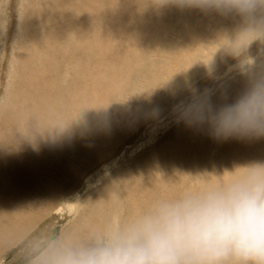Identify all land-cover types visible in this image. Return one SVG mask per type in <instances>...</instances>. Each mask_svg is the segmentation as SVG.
<instances>
[{"label": "bare ground", "instance_id": "obj_1", "mask_svg": "<svg viewBox=\"0 0 264 264\" xmlns=\"http://www.w3.org/2000/svg\"><path fill=\"white\" fill-rule=\"evenodd\" d=\"M5 1H6V4L8 2H10L9 0H5ZM72 1H74V2H72ZM148 1H150V0H148ZM62 2H64V3H62ZM117 2H120V4L116 3V5H119V6H117L119 8V13L116 12V14H114L115 13V11H114V13H113L114 15L112 13H111L112 14L111 15L110 10H109V5L113 3L112 0H67V1L61 0L60 1V3L62 4L61 5L62 11L60 14H57L56 12L55 13L58 15L59 19L64 18V20L61 22L59 21V23L56 26H58L57 28L63 29V31L65 32V34L63 33L64 35H67L68 31L73 32L74 35L72 37H73V40H75V44L80 46V47H83V50H80V48H79V49H76L73 51L74 56H78V61L75 60V62H77V63H74L72 58H71L72 60L69 61L70 63L73 64L72 68L76 69V72L69 69L71 67H69L68 65H66L65 68L63 67L61 69V71H60V67L58 65H55L54 57L58 56L59 54L61 55V53H62V50H61L62 46L58 45V44L61 41L60 38L62 36H64L63 34L61 37H59L58 32H54L53 36H48L47 34L44 35V33H42V30H43L42 25L44 24L43 21H45V20H42L41 18H35L32 20L30 18H28L27 23L29 26L31 25V27H28V30L31 33L27 32L28 30L25 31V27L24 28L21 27L20 31L22 33L21 35L23 36V42L19 43V44L22 47V49L24 50L23 52L27 55L26 62L30 66L28 69V75H30V76L29 77L24 76V78L20 77L21 79H20V85L18 87L19 88L18 91H17V89H15L16 91L13 94L11 93V97H13V99H12L11 103H9L8 107H4V108H6L4 110L5 114H3V112L0 113V220H1L0 227L2 230L8 231V233L6 232L5 234L0 233V245L2 244V242L6 238L11 243L14 241V244H15L23 236L25 237L26 236L25 233H27L30 229H33L36 226V224H38V222H40L42 220V218L39 216L41 214L48 215V212H50V210L52 208L54 209V207H56L54 205L57 203V201L59 199L63 198L64 196H68L69 193L71 192V188L73 187V185H75L78 181H80L81 178L88 180V177H93L94 176L93 174H95V172H97L95 174L94 178H96V181L98 182V180H99L98 175H103L105 173L104 172L105 166L103 167L104 163L105 164L110 163L113 155L116 154L117 156H120L122 153H124V154L126 153V155H128L130 152V153L136 154V156H134V157H137V158L140 157L141 154L145 153L144 151L147 148L146 144L144 145L145 147L143 146L142 148H139L140 142L144 139H146V141H147L146 143L148 146H151V148L154 147V150L152 148V150H153L152 154H154L158 159H154L151 163L147 162L146 164L141 162L142 164H144V167H142L141 169L138 170V173L140 175H138V174L132 175V178L130 181L131 187L130 188L120 187V188L123 189V194L128 193L129 189H132V188L142 189V192H140L138 190L139 195L141 196V198L144 201L147 200L146 203H148L149 205L151 204L152 201L149 200L150 195L147 193L148 188L153 189V191H151L152 193H157V194L163 195L165 198H174V197L178 196L179 194H181L185 191L196 190V189L202 188L204 186H207L209 184L218 183V181H216V179H215L216 176L214 174L216 170L220 171L221 175L223 174L222 176L227 177V179L230 178L231 173L229 171H232L235 168L240 167L241 162H239L238 160H241L242 162L245 160H249V157L242 156L243 150H246L243 152L244 154L249 152L250 154L254 155V157L252 155V158H251V159H253L252 162H264V137H262V138H251V139H255L254 142H250V140L247 141V139H249V138H241V139L239 138L240 141H236V138H228V139L219 138L220 142H221V146H219L217 148H218V151L221 153V155H218V157H216L214 159L215 156H213V153H211L213 150L209 152L210 145L208 144V142L211 140L209 138V133L211 131H210V127L208 126V124H206V123L205 124L189 123L187 120H185V118L182 115L183 109L193 100L194 97L206 98L208 100V102L210 103V105L215 108V107H219L225 103V102L223 103V101H225V97L229 98L228 100L230 102H233L235 100V98L246 87L247 79H248L247 76L241 74V71L238 74H235L236 71L240 70L237 67L238 60L240 58L239 57V58H237V61L234 60L236 62H234L231 65L226 66L227 75L235 72L233 74L234 77L228 78V76H227V78H228L227 81L222 82V85L226 84V87L229 89L228 93H226L224 91V89L226 90V87L222 91H219L218 88L216 90L213 89L215 87L214 86V87H211V91L207 92V93L204 90H200V87L207 88L208 86H213L212 83H213L214 79L213 80H211V79L215 77V75H214L215 71H212V69L214 68V66L217 62H219V61L221 62L223 55H225V54H227V56L230 55V54L228 55V53L225 51V49H224L225 47H232L233 50L235 51V50H238L240 48H244V47L249 48L248 46H251L252 48L250 50H248L246 53H244L243 56H246L247 59L252 62V69L251 70L253 72H264V54L259 55L260 53H262L264 51V42L261 43L262 41L261 42L259 41L261 45L259 44L260 46H258V44H257V47H256V43H255V42H257L258 37H260V35L262 33L252 32V31H247V32L242 31L243 28L245 27V25H244L242 19H240L241 20V30L237 28V30H235L234 33L228 34V31L234 25L233 19L232 20L228 19L229 16H227V17L222 16V17H225L227 19V21L225 23L221 24L220 27H219V24H220L221 20L217 21L218 22V27H217L216 26L217 23L214 19L219 20V18H217L218 16L217 17L215 16L216 13L215 14H213L211 12L210 13H204V12H201L200 10L198 11L200 13L198 18L201 19V22L192 21V20H189L187 22H175L174 16L171 14L172 12L168 11V9H166V10H164V12H167L170 15V17H168L169 18L168 23L159 22L160 24H165V25L148 26V25L142 24L143 18H145L147 16V14L150 13V10H149V12L147 10H146L147 12H144L143 10H141V6L145 5L144 4L145 0H117ZM3 3H5V2H3ZM3 3L0 2V10H1V8H3L2 7ZM58 7H60V6H58ZM164 7L168 8L169 6L168 7L164 6ZM118 8H116V10H118ZM147 8H145V9H147ZM79 9L81 10L80 12H82V13L77 14ZM134 9H138L139 13L136 14L135 12H132ZM170 9L172 10V8H170ZM55 13H53L52 15L57 16ZM131 13L135 14L134 15L135 20L134 19L133 20H134V22H138L139 25H137V27L134 29L133 28L130 29L131 31L129 30V32H127V31L122 32L123 37L122 38L120 37L121 41L119 43H121V44L123 43L124 48H121L123 50H121L120 52H122V54L125 55V58L122 59L120 57H117V55L116 56L113 55L114 56V58L112 56L113 59L110 58V61L108 60V62H106V61L104 62V60H105L104 55L106 52H109V48H111L109 45V39H111L110 37L114 36L118 32L120 33L119 30H121V29H118V27L115 26L114 23H117V21L119 22L120 20H121L120 22H122V19L125 20V17L127 19V17L129 15H133ZM138 14H140V15H138ZM176 14H177V16H179L178 13H176ZM231 17L233 18V16H231ZM66 20H67V25H65L66 23H64ZM70 20H72V21H70ZM213 21L215 22L216 25L213 23ZM74 22H75V24H74ZM76 22L80 23V24L76 26ZM107 22H108V24H107ZM0 23H1V21H0ZM25 23H23V24H25ZM10 24H11V22H10ZM111 25H113L112 28H111ZM130 25H131V23H130ZM213 25L216 27H214ZM35 28H37V30ZM51 29H53V28H51ZM126 29H128V28H126ZM205 29H206V34L204 37L203 31H205ZM59 31H61V30L59 29ZM159 31H162V32L159 33ZM170 32H171V34H169V36L174 37V35L177 34L179 36V38L177 37V39H181V41L183 40V42L185 43L184 44L185 48H184L183 52L180 51L181 53H179V54L177 53L176 50L178 48H181L180 44L181 45L183 44L179 40L178 41L180 42V44H179V42L175 43L177 49H174V48H176L174 45H173L174 47L171 46L172 47L171 49H169V46H168L166 48V50L164 47H162V49L164 48L165 56L167 54H169L170 61L172 62V66L167 71L161 70V72L163 71L164 75L161 74V72H160V75H163V77L165 78L164 80L171 85V86H168L169 89H167V87L165 86V88L167 90L162 91V87H163L162 85L165 82L160 80V82L158 84V80H156L154 78H158L157 75L159 72L155 73L154 70H152L153 74L151 73V76H150L151 81L146 80L147 82H149L148 83L150 85L149 88L147 87V85H145V88L143 87L144 90L142 89L144 93L146 90H147V92H146L147 94L150 93L147 96L146 101L143 100L144 93L141 95L142 97H140L141 93L139 91L138 93H140V94H134V96L131 98L129 96L131 101H129V103L126 102L128 104L126 106H128V107H125V108L122 107L123 108V109L121 108L122 110H120V108H119V110H117L116 108L118 106L113 103L114 99L116 100L117 98H119L118 96L122 95L123 85H124L125 81L127 79H129V80L132 79L131 78L132 77L131 72L134 73L136 71L141 70L139 61L132 63L131 66L129 65V62H127V61L129 59H131V60L136 59L137 57L140 56V54H144V55L146 54V53H142V51L143 52L144 51L146 52V50L148 51L147 48L145 49V47H147V42L145 43L146 40L150 39L153 36V39H152L153 41L149 40V44L154 45L155 49H156V47L159 45L160 37H163ZM49 33H51V32H49ZM61 33H60V35H61ZM224 34H227L228 35L227 37H230V39L227 38ZM28 35L30 36L29 37L30 39L33 38L32 40H33L34 44H36L35 43L36 39L38 41L37 48H36V51L37 50L38 51L33 55V53L35 51L34 50L33 53L29 56H28V49L26 48V43H25V40L27 41V43L29 41V38L26 37ZM118 39H119V36H118ZM255 39H257V40H255ZM51 40H54V41H51ZM73 40L72 39L70 40L66 37L63 38V42H69L70 43ZM161 41H163V40H161ZM14 43H15V41H14ZM47 43H49V44L55 43V46H53L54 49L53 50H52V48L50 49L52 51H50L48 49L50 47H48L47 49L44 48V45ZM62 43H60V44H62ZM123 44H122V47H123ZM177 45H179L180 47H178ZM194 45L199 46V48H201L203 52H200V53L194 52L193 53L192 50L194 49ZM70 46L73 47V45H70ZM220 46H222V48H218ZM14 47H15V45H14ZM34 47H35V45H34ZM38 47H40L41 49H44V50L39 51L40 48H38ZM74 47L76 48V46H74ZM152 48L149 47V50ZM71 49H73V48H71ZM157 49H159V48H157ZM157 49H156V51H157ZM172 49H174L175 51ZM195 49H197V48L195 47ZM16 50L17 49L15 47L14 51H16ZM215 50L216 51L218 50L220 53L217 54L216 52H214ZM99 51H100V53H98ZM156 51H155V54L157 53ZM162 52H163V50H162ZM213 52H214V54H213ZM16 53L18 54V52H16ZM152 53H150V54H152ZM235 53L238 54V52H235ZM49 54L51 56H49ZM114 54H117V53H114ZM155 54H153V55H155ZM158 54H160V53H158ZM198 55H199V58H198L199 65H197L198 68H196V69L190 68L189 73H184L181 70V68H179L183 63L186 66H188V64L189 65L192 64L196 60ZM20 56L21 55H19V57ZM98 56L99 57L103 56V60L100 61V59H99V60L94 62L93 59L98 57ZM165 56H163L162 58L165 59L166 58ZM45 57H48V58L45 59ZM109 57H111V55ZM150 57H149V59H150ZM152 57H154V56H152ZM152 57H151V59H152ZM217 57H218V59H217ZM233 57H234V55H233ZM3 58H5V57H3ZM156 58L157 57H155V59ZM0 59H2V57ZM25 59H26V57H23V60H25ZM35 59H41L39 61L37 60V63L42 61V63L40 65H44L48 60H50V63L53 61V65L50 64L49 66H47V68H44L43 70H41L39 68L38 64L34 65L32 63ZM226 59H228V58L226 57ZM113 61L117 62L115 66H116V68H119V69H117L116 72L111 70L113 66L110 64ZM227 61H225V62H227ZM230 61H231V58H230ZM140 62H141V60H140ZM155 62H157V61H155ZM211 62H214L213 65L207 64V63H211ZM151 64H150V66H151ZM28 65H26V66L28 67ZM54 65H55V69L59 68L58 70L60 72L59 73L60 77H61V75H63V72H65L67 75H73V80L68 79L66 76H63V78L61 79L62 81H61L60 85L64 86V85H66V82H68L67 86L74 85L69 90H66V89L63 90L62 88H60L59 83L56 80L57 77L50 74L51 73L50 69H53ZM222 65H220V66H222ZM33 66H36V68H38V70L33 68ZM184 66L182 65V67H184ZM186 66L184 68H186ZM17 68H18V66H17ZM146 68L148 69V67H146ZM152 68H153V65H152ZM147 69H145V70H147ZM186 69L188 70L189 68L187 67ZM38 71H40V72H38ZM219 71H220V73L217 72L216 75H218L217 79L221 80V78L224 76L225 69L222 68V70H219ZM4 72H5V70H4ZM141 75H139V77ZM167 75H169V76H167ZM171 75H173L174 77H170ZM197 76H199V77H197ZM16 77H18V76H16ZM150 77H149V79H150ZM201 78H204V81L201 82L200 84L197 85V84L193 83L194 84L193 86H191L192 84L187 85L189 82L191 83L192 81H196V80H199ZM16 80H17V78H16ZM18 80H19V78H18ZM223 80H224V78H223ZM139 81L141 82V80H139ZM161 81L163 82V84ZM141 83L143 84V81ZM215 85H216V83H215ZM175 86H177V87L183 86L187 92H191V93L187 95L183 90H181V91L179 90L181 92L179 97H176V95H177L176 92H175L176 93L175 97L172 95H169V90H172L173 87H175ZM136 87L140 88L139 85H137ZM183 87H181V89ZM213 90H215L214 93H212ZM202 91H203V93H202ZM170 92L173 93V91H170ZM125 93H126V91H125ZM155 93H158V94L160 93V94L164 95L167 99L165 98V100H161V103L159 102L160 99H159V101H157V103H153L154 100H151V98L153 99V97H157V96H155ZM130 94H132V93H130ZM162 95H161V99H163ZM185 95H187V96H185ZM213 98H215V100L213 102L209 100V99H213ZM148 100H149V105L146 104V102ZM125 101H127V100H125ZM173 101H175V103H173ZM229 101H227V102H229ZM163 103H164V105L167 104V105H165L167 107H166L165 111L160 112L162 107H161V109H159V107H160V104H163ZM213 103H215V104H213ZM124 106H125V104H124ZM147 106H150V107H147ZM147 109H149V111L152 109V111L149 112ZM155 109H156V111H155ZM100 117L103 119L105 118V120L107 122L105 120L104 121L107 125H105V123H103L104 121L103 122L100 121L101 123L97 122V119ZM156 125H158L159 128H160V126H164V129L168 132V136L165 139H160V137L162 138V136L164 134L162 130L158 131L157 134L149 137V133L152 131V128ZM177 126L179 127V129H177L175 132H172V130H174ZM210 134H212V133H210ZM115 135H117V136H115ZM89 140L90 141L92 140V142H93V143L91 142V145L89 147L78 146L79 148H77V149L81 150V153L80 152H78V153L75 152L76 154L73 153V151H75V150L77 151V149L75 148L77 145L82 144L81 142H83V141H89ZM214 141H215V139H214ZM86 144L88 145L87 142H86ZM227 144H229V145H227ZM213 145H215V144L213 143ZM225 145H227V146H225ZM111 148H113V149L111 150ZM66 149L70 150V151H71V149L72 150L74 149L70 153L73 155L74 159L75 158L77 159V160L75 159L78 163L77 165H74L75 162H73V160L70 159V157H69L70 154L69 155L66 154V152H67V151H65ZM110 150L111 151L114 150L113 153H111ZM210 150H211V148H210ZM63 151H65V152H63ZM64 153L68 156V159H70L72 161V164L67 163L69 161H67L68 159L65 158L66 156L65 157L63 156V158H65V159L63 161H61L63 159V158L61 159V156ZM205 154H206V157H205ZM258 156H260V157H258ZM146 158H150V156L146 157ZM205 158H206V161L204 162ZM162 159L163 160L167 159V161L169 159V161L171 162L172 167H173V173H175L174 176H176V174L179 175L180 178H178V179L180 180V182H182V183L183 182H189L190 184H193V185H188V186L183 185L181 187L182 184L180 185L179 183H176L175 182L176 180L173 181L172 179H169V177L168 178H166V176L163 177V175L166 172L163 175H162V172L167 171V170H165L166 168L165 169L162 168L163 167V160ZM213 159H214V161H213ZM53 160H56L60 163H62L66 160L65 163L61 164V165L65 166L66 168H64V169L62 168V170H63L62 173H61V170H59V172L62 175L60 180H57V182L58 181L59 182L57 184L54 183L57 186V188L55 187L57 192L52 190L55 192V194L52 195V192H49V194L51 193L50 196H47V195H49L48 193L46 196L41 194V196L37 197V202L35 203V205L31 206V208H32L31 213H29V211H28L29 214H27L25 212L18 211V212H20V214L16 215V213H15L16 210L14 211L13 207L11 208L9 206V203L12 202L11 200H13L14 197L16 198L17 196L15 195L13 197L14 194L12 195L11 193H13L14 191H16V193L18 191V193H19V191H21V189L16 190L18 187L24 188L26 185H28L29 183H31L33 181L32 173L37 168V166H40L43 170H46V167L50 166L47 164H49L50 161H53ZM124 161H126V160H123V162ZM135 161L137 162L136 159H135ZM148 161H149V159H148ZM156 161H158V162H156ZM165 161L166 160H164V162ZM212 161H213V163H211ZM234 161H235V163H234ZM114 162H115V160L113 159V161L111 163L113 164ZM132 162H134V161L132 160ZM132 162H131V165L133 166ZM143 162H145V160ZM53 163H54V161H53ZM57 163L55 165H57ZM97 163H99V164L101 163V165L98 164L99 165L98 166ZM141 163L137 162V164H139V165ZM247 163L248 162L246 161V165H247ZM129 164H130V162H129ZM51 165H53V164H51ZM168 165L170 166V164H168ZM200 165H201V167H200ZM132 166H130V167H132ZM40 167L38 170L41 169ZM61 167H58L57 169L55 167V169L58 171V169L59 168L61 169ZM137 167L139 168V166H137ZM199 167L201 168L200 174L198 173ZM138 168H136L135 170H137ZM161 168L163 169V171L161 170ZM52 169H53V167H52ZM66 169H67V171H66ZM43 170H41V171L43 172ZM50 170L51 169H49V171ZM64 170L66 172H64ZM168 170H171V169L169 168ZM46 171H48V170H46ZM49 171H48V173H50ZM130 171L132 172V170H130ZM84 172H86L90 175L86 176V175H84ZM120 172H122V170ZM36 173H38V172L36 171ZM44 173H46V172H44ZM124 173H125V170H124ZM126 173H130V172H126ZM134 173H135V171H134ZM197 174H199V178H197L198 181H196V179H195V177L198 176ZM115 175H116V173H115ZM41 176H42V174H41ZM57 176H59V175L57 174ZM171 177H172V175H171ZM208 177L210 180L208 179ZM219 177H221V176H219ZM116 178L118 179L117 175H116ZM35 179L36 178H34V181L37 183V181ZM45 179H43L41 181H44ZM48 179L50 180V178H48ZM57 179H59V178H57ZM51 180L53 181L54 179H51ZM87 180H85V181H87ZM103 180L104 179H102V181ZM106 180H108V179H106ZM123 180H124V178H123ZM218 180H219V178H218ZM94 181H95V179H94ZM102 181H100V182H102ZM53 182H55V181H53ZM38 183L39 184L41 183L40 180ZM43 183L41 185H43ZM116 183L117 182H115L114 185H117ZM105 184L106 185H104V188H105V186H107L108 183L105 182ZM109 184L112 185V183H109ZM124 184H126V183H124ZM177 184H179V185L177 186ZM20 185H24V187H22ZM34 185L36 186V184H34ZM53 185H52V187H53ZM114 185L112 188H114ZM43 186H46V185H43ZM43 186H39L40 190L43 189ZM47 187L48 186H46V188ZM117 187L115 186V189H117ZM177 187H181V189L179 190V189H177ZM48 188L51 191L52 188L51 189H50V187H48ZM25 189H27V188L25 187ZM53 189H54V187H53ZM105 189L103 191H105ZM108 189H111L110 186ZM115 189H113L114 192H116ZM85 190H86V188H85ZM46 191H47V189H46ZM76 191H78V190L76 189ZM109 191H107V192H109ZM117 191H119V190H117ZM37 193H38V191L35 194H37ZM66 193H67V195H66ZM109 193L112 194L111 192H109ZM117 193L119 194L121 192H117ZM10 194L12 195L11 196L12 198H10L11 200H9V199L7 200L6 197L10 196ZM19 195L22 197V202L24 204L26 201L28 202L29 196L27 194H25V192H24V194H19ZM75 195H78V194H75ZM72 196L74 197V195H72ZM82 196H84V195H82ZM85 196H87V193ZM97 196H98V193H97ZM97 196H95V197H97ZM101 196H103V195H101ZM123 197H124V195H123ZM30 198H31V196H30ZM65 198L68 199V197H65ZM97 198H99V197H97ZM130 198H134V197L130 196ZM67 199H65V200H67ZM94 199L95 198L91 199L92 203L94 202V204L91 203V205H90L91 208H92V205L94 206L95 202L98 201V200H96V199L94 200ZM102 199H101V201H102ZM116 199H117V197H116ZM124 199L126 200V198H124ZM127 199H129V198H127ZM6 200H7L8 206L6 204ZM108 200H110V199H108ZM139 200H140L139 197H135L133 200H129L130 202H127V205L124 206L126 213H124L123 215H125V218H126V216L131 217V216L135 215L136 213L144 210L143 205L137 204V202ZM84 201H85V199H84ZM101 201H99V204ZM106 201H107V199L105 200V202ZM122 201H124V200H122ZM103 202H101V203H103ZM116 202H119V201L117 200ZM97 203L95 205L96 209H97ZM112 203H113V201H112ZM141 203H142V201H141ZM122 204L124 205V202ZM17 205L19 207V204H17ZM21 205H22V203H21ZM59 205L56 208H58ZM78 205L81 206V204H78ZM119 205L121 206L120 203H119ZM25 206H26V204H25ZM98 206H100V205H98ZM109 206L111 207L110 203H109ZM113 206H116V204ZM6 207H9V209H11L10 210L11 213H8V214H12L14 216L15 220L7 219L8 208H6ZM94 207H93V209H94ZM110 207H108L109 210H110ZM121 207L123 208V206H121ZM20 208H22V207H20ZM89 210H90V208L87 210V212ZM109 210L108 211L105 210V211L107 213L111 212ZM93 211L95 212L98 210L94 209ZM117 211H118V209H117ZM53 212L55 213V209ZM95 213L98 214V212H95ZM112 213H114V215H115V211H113ZM89 215L90 214H88V216ZM15 216H16V218H15ZM81 216H82V214H81ZM84 217L86 218V213H85ZM119 217H120V215H119ZM122 217L124 218V216H122ZM102 218H105V215H104V217H102V216L100 217V215L98 217L96 215V216L92 217L90 222L94 226L98 227L99 222ZM5 219L7 220V222L4 221L2 223V221ZM76 221H75V223L77 226L75 225L76 227L74 226L75 228H73L71 233L69 232L71 234L70 238H72V239L73 238H79V237H82V236L87 234V229H85V231L81 232V227L85 226L84 223H85L86 219L84 222H82L83 221V219H82L81 224H77L78 222H76ZM78 221H79V219H78ZM73 225H72V227H73ZM88 225H90V224H88ZM69 227H71V226H69ZM88 227L91 229V225ZM82 229H83V227H82ZM59 231H61V230H59ZM68 231H70V230H68ZM30 232H28V233H30ZM66 234H68L67 231H66ZM66 234H63V235H65V237H66ZM63 235H61V236L63 237ZM67 238H65V239H67ZM10 245H9V247H11ZM32 246H33V244H32ZM4 252H5V249H1V253H2L1 255H3Z\"/></svg>", "mask_w": 264, "mask_h": 264}, {"label": "clouds", "instance_id": "obj_2", "mask_svg": "<svg viewBox=\"0 0 264 264\" xmlns=\"http://www.w3.org/2000/svg\"><path fill=\"white\" fill-rule=\"evenodd\" d=\"M152 2L238 16L242 31L264 33V0ZM224 49L236 55L232 47ZM237 67L248 79L233 102L214 108L194 97L182 115L208 124L217 138H262L264 72H253L246 56ZM229 172L227 180L156 199L131 217L102 218L82 237L54 236L35 249L29 264H264V162Z\"/></svg>", "mask_w": 264, "mask_h": 264}, {"label": "rangeland", "instance_id": "obj_3", "mask_svg": "<svg viewBox=\"0 0 264 264\" xmlns=\"http://www.w3.org/2000/svg\"><path fill=\"white\" fill-rule=\"evenodd\" d=\"M10 2H8L7 4H6V1L5 0H0V2H5V3H3V8H1V10H0V21H1V23H0V58L2 57V59H0V113H2L3 112V114H5L4 113V110L6 109V108H4V107H8V105H9V103H11V101H12V99H13V97H11V93L13 94L16 90L15 89H17V91H18V87H19V85H20V79L21 78H24V76L26 77H29L30 75H28V69H29V65L27 64V62H26V60H27V55L23 52L24 50L22 49V47L20 46V44L19 43H22L23 42V36L21 35L22 33H21V27L22 28H24L25 27V31H27L28 30V27H31V25L29 26L28 25V23H27V21H28V18H30L31 20L32 19H35V18H41L42 20H45V21H43L44 22V24L42 25L43 26V30H42V33H44V35H48V36H53L54 35V32H58V35H59V37H61L62 36V34L64 33L65 34V32L63 31V29L62 28H57L58 26H56L58 23H59V21L61 22V21H63L64 20V18H58V15L57 14H60L61 13V11H62V4L60 3V1L59 0H9ZM57 1V2H56ZM67 1V0H66ZM56 2V3H55ZM59 2V3H58ZM72 2H74V1H72ZM112 4H110L109 5V10H110V14L112 13H114V11H115V13L114 14H116V12L117 13H119V8L117 7V6H119V5H116V3L117 4H120V2H117V0H112ZM54 3V4H53ZM62 3H64V2H62ZM149 3V4H148ZM144 6L142 5L141 6V10H143L144 12H149V10H150V13L149 14H147V16L145 17V18H143V20H142V24H145V25H148V26H157V25H165V24H160L159 22H166V23H168V20H169V18L168 17H170V15H169V13H167V12H164V10H166V9H168V11H171L170 13L174 16V21L175 22H187V21H189V20H192V21H199V22H201V19H199L198 17H199V15H200V13L198 12L199 10L198 9H189V8H184V9H181V8H178V7H176V6H174V5H166L167 7L169 6L170 8H172V10L168 7V8H166V7H164V6H159V5H156V4H154L151 0L150 1H146L145 0V2H144ZM147 4V5H146ZM57 6V7H56ZM58 6H60V7H58ZM116 6V7H115ZM143 7V8H142ZM148 7V8H147ZM56 8V9H55ZM61 8V9H60ZM116 8H118V10H116ZM140 8V7H139ZM145 8H147V9H145ZM59 9V10H58ZM115 9V10H114ZM3 10V11H2ZM136 10V11H135ZM147 10V11H146ZM195 10V11H194ZM81 10L79 9L78 10V12H77V14H79V13H82V12H80ZM57 14H56V13ZM59 12V13H58ZM132 12H135L136 14L137 13H139V11H138V9H134ZM53 13H55L57 16H53L52 14ZM176 13H178V15L179 16H177V14ZM111 14V15H112ZM113 14V15H114ZM131 14H133V15H129L128 17H127V19H126V17H125V20L124 19H122V22H118L117 21V23H114V25L115 26H117L118 27V29H121V30H119L120 31V33L118 32V33H116L114 36H112V37H110L111 39H109V45H110V47L111 48H109V52H106L105 53V55H104V62L106 61V62H108V60L110 61V58H112V56L114 55V56H116L117 55V57H120V58H122V59H124L125 58V55L124 54H122V52H120L121 50H123V49H121V48H124V44H123V47H122V44L121 43H119L120 41H121V38L123 37L122 36V32H129V30L130 29H134V28H136L137 27V25H139V23L138 22H134V20H135V14L134 13H131ZM213 14H215V13H213ZM138 15H140V14H138ZM131 16V17H130ZM133 16V17H132ZM215 16L217 17V18H219V20L218 19H214L215 21H216V23H217V25L215 24V22L213 21V23L218 27V22L217 21H220V24H219V27L221 26V24H223V23H225L226 21H227V19L225 18V17H222V16H220L219 14H215ZM6 17V18H5ZM221 17V18H220ZM231 16H229V18L228 19H230V20H232L233 19V21H234V25H233V27L228 31V34H232V33H234V31L235 30H237V28L238 29H240L241 30V18L240 17H238V16H233V18L231 17ZM11 18V19H10ZM62 19V20H61ZM134 19V20H133ZM124 20V21H123ZM130 20V21H129ZM70 21H72V20H70ZM128 21V22H127ZM8 22V23H7ZM10 22H11V24H10ZM26 22V23H25ZM133 22V23H132ZM174 22V23H175ZM23 23H25V24H23ZM54 23V24H53ZM63 23V22H62ZM64 23H66L65 25H67V20L64 22ZM130 23H131V25H130ZM14 24V25H13ZM74 24H75V22H74ZM80 23H77L76 22V26L77 25H79ZM107 24H108V22H107ZM11 25V26H10ZM8 26V27H7ZM214 26V25H213ZM216 26H214V27H216ZM69 27V26H68ZM67 27V28H68ZM113 27V25H111V28ZM131 27V28H130ZM14 28V29H13ZM51 28H53V29H51ZM126 28H128V29H126ZM30 29V28H29ZM36 30H37V28H35ZM55 29V30H54ZM59 29L61 30V31H59ZM244 29V28H243ZM12 30V31H11ZM52 30V31H51ZM54 30V31H53ZM4 31V32H3ZM131 31V30H130ZM199 31V30H198ZM27 32H29V33H31L29 30L27 31ZM49 32H51V33H49ZM61 33V35H60V33ZM162 31H159V33H161ZM63 34V35H64ZM169 34H171V32L170 33H168L167 35H165V36H163V37H160V41H159V45L156 47V49L157 48H161L160 50L159 49H157V51H156V49H155V46L154 45H151V44H149V40H151V41H153L152 39H153V36L150 38V39H148V40H146L145 41V43L147 42V47H145V49L147 48L148 49V51L146 50V52L144 51H142V53H146L145 55L144 54H140V56L139 57H137L136 59H134V60H131V59H129L127 62H129V65L131 66L132 65V63H134V62H138L139 61V64H140V67H141V70H139V71H136V72H131L132 73V79L131 80H129V79H127L126 81H125V83H124V85H123V91H122V95L121 96H118L119 98H117L116 100L114 99V101H113V103L114 104H116L118 107L116 108L117 110H119V108H120V110H122L123 108H125V107H128V106H126V105H128L127 103H129V101H131V97H133L134 96V94H140V97H142L141 95L144 93L143 92V90H144V88H145V85H147V87L149 88V82H147V81H151V73L153 74V71L152 70H154V72L155 73H158V75H157V77L158 78H154V79H156V80H158V84H159V82H160V80H162L163 82H165L164 84H163V82H162V91H165V90H167V89H169V87L168 86H171L169 83H167L164 79V77H163V71L165 70V71H167L171 66H172V62L170 61V57H169V54H167L166 56H165V54H164V48H165V50H166V48L169 46V49H171L172 47H176V45H175V43L176 42H179V41H181V39H177V37L179 38V36L177 35V34H175L174 35V37L173 36H169ZM205 34H206V29H205V31H203V35H204V37H205ZM263 35H264V33H262ZM260 35V37H258V40L257 39H255V40H257V42H255L256 43V47H257V44H258V46H260L261 44H260V42L261 43H263L264 41V36L263 35ZM20 35V36H19ZM56 35V34H55ZM74 34H73V32H71V31H68V33H67V35H64V36H62L61 38H60V40L63 42V38H68V39H72L73 40V36ZM119 36V39H118V36ZM226 37L228 36L227 34H224ZM159 36V35H158ZM169 36V37H168ZM27 38H29L30 36L28 35V36H26ZM121 37V38H120ZM8 38V39H7ZM36 38V37H35ZM227 38H229L230 39V37H227ZM262 38V39H261ZM33 39V38H32ZM32 39H30L29 38V41H28V43H27V41L25 40V43H26V48L28 49V56L29 55H31L32 53H33V51H34V53H33V55L38 51H36V48H37V44H38V41H37V39L35 40V43L36 44H34L33 43V40ZM118 39V40H117ZM161 40H163V41H161ZM177 40V41H176ZM179 40V41H178ZM14 41H15V43H14ZM51 41H54V40H51ZM59 41V40H58ZM59 42V44L58 45H61L62 47V53H61V55L59 54L58 56H56V57H54V61H55V65H58L59 67H60V71H61V69L64 67L65 68V66L66 65H68L69 67H71V68H69V69H71L72 71H75L76 72V69H73L72 67H73V64L72 63H70L69 61H71L72 59H73V61H74V63H77V62H75V60L76 61H78V56H74V53H73V51L74 50H76V49H79L80 48V50H83V47H80V46H78V45H76L75 44V40H73V41H71L70 43L69 42ZM260 41V42H259ZM31 42V43H30ZM5 43V44H4ZM60 43H62V44H60ZM66 43V44H65ZM171 43V44H170ZM181 43H183L182 45L180 44V42H179V44H180V46H181V48H178L177 49V47L176 48H174V49H177L176 51H177V53L179 54V53H181V52H183V50H184V48H185V46H184V42H183V40L181 41ZM4 44V45H3ZM31 46H30V45ZM35 45V47H34V45ZM48 44V45H47ZM47 44H45L44 45V48L45 49H47L48 47H50V48H48L49 50L52 48V50L54 49V47L53 46H55V43H53V44H49V43H47ZM73 45V47L72 46H70V45ZM260 44V45H259ZM10 45V46H9ZM14 45H15V47H16V49L18 50H16V51H14V49H15V47H14ZM174 45V46H173ZM254 45V44H253ZM39 46V45H38ZM74 46H76V48L74 47ZM120 46V47H119ZM154 46V47H153ZM172 46V47H171ZM178 47H180L179 45H177ZM13 47V48H12ZM18 47V48H17ZM149 47H153L152 49H150L149 50ZM162 47H164L163 49H162ZM195 47L197 48V49H195ZM249 48H247V47H244V48H240V49H238V50H235V52H238V54H236V55H234V57H233V55H229V56H227V54H225V55H223L222 56V60H221V62L219 61V62H217L216 64H215V66H214V68L212 69V71H215L214 72V75H215V77L214 78H212L211 80H213L214 79V81H213V83H212V85L213 86H208L207 88H203V87H200V90H204L206 93L207 92H210L211 91V87H214L213 89H217L218 88V90L219 91H222L225 87H226V84L224 85H222V82L223 81H227V79L229 78V77H234V73L235 72H233V73H230V74H228L227 75V69H226V66L227 65H231V64H233L234 62H236L237 61V58H239L241 55L243 56V54L244 53H246L248 50H250L252 47L251 46H248ZM6 48V49H5ZM12 48V49H11ZM31 50H30V49ZM38 48H40V47H38ZM71 48H73V49H71ZM116 50H115V49ZM218 48H222V46H220V47H218ZM174 49H172V50H174ZM243 50V53H241V51ZM246 49V50H245ZM41 50H44V49H39V51H41ZM52 50H50V51H52ZM154 50V51H153ZM162 50H163V52H162ZM153 53H152V52ZM155 51L157 52L156 54H155ZM175 51V50H174ZM181 51V52H180ZM245 51V52H244ZM6 52V53H5ZM16 52H18V54L15 53ZM162 52V53H161ZM192 52L194 53H200V52H203L202 51V49L201 48H199V46H197V45H194V49L192 50ZM214 52H216L217 54L218 53H220L218 50L216 51H214ZM214 52H213V54H214ZM264 52V51H263ZM260 53L259 55H261V54H264V53ZM5 53V54H4ZM22 53V54H21ZM98 53H100V51L98 52ZM114 53H117V54H114ZM150 53H152V54H150ZM158 53H160V54H158ZM206 53V52H205ZM215 53V54H216ZM110 54L111 55V57H109L108 55ZM153 54H155V55H153ZM10 55V56H9ZM19 55H21L20 57H19ZM99 55V54H98ZM49 56H51L50 54H49ZM74 56V57H73ZM114 56H113V58H114ZM152 56H154V57H152V59H151V57ZM163 56H165L166 58L164 59V58H162ZM3 57H5V58H3ZM22 57V58H21ZM23 57H26V59L25 60H23ZM116 57V58H117ZM148 57V58H147ZM149 57H150V59H149ZM155 57H157L156 59H155ZM219 57V56H218ZM218 57H217V59H218ZM226 57L229 59H226ZM234 59H233V58ZM46 58H48V57H45V59ZM72 58V59H71ZM102 58V59H101ZM112 58V59H113ZM198 58H199V55L197 56V58H196V60L192 63V64H188V66H186L184 63L182 64L183 66L185 65L186 66V68L188 67L189 69L187 70L186 68H184V67H182V65L179 67V68H181V70L184 72V73H189V71H190V68L191 69H196V68H198L197 67V65H199V63H198ZM230 58H231V61H230ZM8 59V60H7ZM44 59V58H43ZM42 59V60H43ZM100 59V61H102L103 60V56H98V57H96V58H94L93 60H94V62L95 61H97V60H99ZM165 61H164V60ZM224 59V60H223ZM226 59V60H225ZM37 60L39 61V60H41V59H35L32 63L34 64V65H37L38 64V66H39V68L41 69V70H43L44 68H47V66H49L50 64H52L53 65V61L50 63V60H48L44 65H40L41 63H42V61L41 62H38L37 63ZM140 60H141V62H140ZM228 60V61H227ZM234 60H236V61H234ZM155 61H157V62H155ZM159 61V62H158ZM224 61V62H223ZM225 61H227V62H225ZM7 62V63H6ZM115 62V63H114ZM147 62V63H146ZM6 63V64H5ZM24 63V64H23ZM116 61H113L110 65H112L113 67H112V71H114V72H116L117 71V69H119V68H116ZM145 63V64H144ZM152 63V64H151ZM213 63L214 62H211V63H207V64H209V65H213ZM219 63V64H218ZM224 63V64H223ZM3 64V65H2ZM149 64V65H148ZM150 64H151V66H150ZM223 64V65H222ZM226 64V65H225ZM6 65V66H5ZM26 65H28V67L26 66ZM55 65H54V67H53V69H50V74L51 75H54V76H56L57 78H56V80L58 81V83H59V87L60 88H62L63 90L64 89H66V90H69L71 87H73L74 85H69V86H67V83L68 82H66V85H60V83H61V79L63 78V76H66L68 79H72L73 80V75H67L65 72H63V75H61V77H60V72H59V68L56 70L55 69ZM152 65H153V68H152ZM156 65V66H155ZM160 65V66H159ZM220 65H222V66H220ZM17 66H18V68H17ZM219 66V67H218ZM16 67V68H15ZM146 67H148V69L146 68ZM159 67V68H158ZM225 67V68H224ZM33 68H35V69H37L38 70V68H36V66H33ZM161 68V69H160ZM185 70H184V69ZM222 68L223 69H225V72H224V76L221 78V80L220 79H217V77H218V75H216L217 74V72H219L220 73V71L219 70H222ZM14 69V70H13ZM39 69V70H40ZM145 69H147V70H145ZM156 69V70H155ZM215 69V70H214ZM4 70H5V72H4ZM40 70V71H41ZM54 72H53V71ZM144 70V71H143ZM161 70H163L162 72H161ZM40 71H38V72H40ZM146 71V72H145ZM188 71V72H187ZM14 72V73H13ZM24 72V73H23ZM37 72V71H36ZM56 72V73H55ZM160 72H161V74H163V75H160ZM240 72V70H238V71H236V73L235 74H238ZM54 73V74H53ZM149 73V74H148ZM165 73V72H164ZM25 74V75H24ZM142 74V75H141ZM6 75V76H5ZM22 75V76H21ZM139 75H141L140 77H139ZM210 75V74H209ZM16 76H18V77H16ZM53 76V77H54ZM167 76H169V75H167ZM226 76V77H225ZM227 76H228V78H227ZM21 77V78H20ZM149 77H150V79H149ZM170 77H174L173 75H171ZM197 77H199V76H197ZM196 77V78H197ZM16 78H17V80H16ZM18 78H19V80H18ZM128 78V77H127ZM143 78V79H142ZM147 78V79H146ZM223 78H224V80H223ZM7 79V80H6ZM59 79V80H58ZM139 80H141V82L143 81V84L139 81ZM145 80V81H144ZM147 80V81H146ZM220 80V81H219ZM204 81V78H201V79H199V80H196V81H192L191 83L189 82L187 85H191V86H193L194 84H200L201 82H203ZM218 81V82H217ZM147 82V83H146ZM194 83V84H193ZM215 83H216V85H215ZM219 83V84H218ZM16 84V85H15ZM142 84V85H141ZM137 85H139V87L140 88H137L136 86ZM157 85V84H156ZM220 85V86H219ZM165 86L167 87V89L165 88ZM223 86V87H222ZM144 87V88H143ZM181 87H183V86H175V87H173V89L172 90H169V95H172V96H174L175 97V95H176V93H177V95H176V97H179L180 96V91L181 90H183L187 95L188 94H190L191 92H187L185 89H184V87L181 89ZM12 89V90H11ZM125 89V90H124ZM130 89V90H129ZM134 89V90H133ZM143 89V90H142ZM147 89V88H146ZM180 90V91H179ZM215 90H213L212 91V93H214V91ZM227 90V91H226ZM226 90L224 89V91L226 92V93H228L229 91V89L226 87ZM4 93H3V92ZM13 91V92H12ZM125 91H126V93H125ZM131 91V92H130ZM140 91V93H138ZM149 91V90H148ZM170 91H173V93L172 92H170ZM10 92V93H9ZM147 92V90L145 91V93ZM176 92V93H175ZM19 93V92H18ZM130 93H132V94H130ZM144 93V98H143V100L144 101H146V99H147V96L150 94H145ZM202 93H203V91H202ZM4 94V95H3ZM210 94V93H209ZM2 95V96H1ZM19 95V94H18ZM160 95V96H159ZM161 95L162 94H158V93H155V96H157V97H153V99L151 98V100H154L153 101V103H157V101H159V99H160V103H161V100H165V96L164 95H162L163 96V99H161ZM187 95H185V96H187ZM129 96H130V98H129ZM146 97V98H145ZM227 97H225V101H223V103L224 104H227V103H231L228 99L229 98H227ZM11 99V100H10ZM167 99V98H166ZM125 100H127V101H125ZM142 100V101H143ZM210 101H214L215 100V98H213V99H209ZM141 101V102H142ZM156 101V102H155ZM176 101V100H175ZM175 101H173V103H175ZM227 101H229V102H227ZM127 102V103H126ZM152 103V102H151ZM120 104V105H119ZM124 104H125V106H124ZM146 104L147 105H149V100L146 102ZM213 104H215V103H213ZM2 105V106H1ZM122 105V106H121ZM164 103L163 104H160V107H159V109H161V107H162V109L160 110V112H162V111H165L166 110V107L167 106H165V105H167V104H165L164 106ZM123 107V108H122ZM147 107H150V106H147ZM122 108V109H121ZM164 108V109H163ZM9 110V109H8ZM148 111H149V109H147ZM152 111V109L149 111V112H151ZM155 111H156V109H155ZM159 112V113H160ZM165 116V115H164ZM101 118V117H100ZM98 118L97 119V122H99V123H101V122H103L104 120H105V118L103 119V118ZM186 120V119H185ZM101 121V122H100ZM106 121V120H105ZM105 121L103 122V123H105ZM107 122V121H106ZM102 123V124H103ZM105 125H107L106 123H105ZM177 129H179V127L177 126L174 130H172V132H175ZM160 130H162L163 131V136H162V138L160 137V139H165L167 136H168V132L164 129V126H160V128H159V126L158 125H156V126H154L153 128H152V131L149 133V137H151V136H153V135H155V134H157V132L158 131H160ZM210 131H211V129H210ZM210 133H212V131L210 132ZM209 133V138L211 139L209 142H208V144L210 145V147H209V152L210 151H212L211 153H213V156H215L214 157V159L216 158V157H218V155H221V153L218 151V148L217 147H219V146H221V142H220V139L219 138H217V137H215L214 136V134L212 135V134H210ZM115 136H117V135H115ZM212 136V137H211ZM119 137V136H118ZM120 138V137H119ZM159 139V140H160ZM214 139H215V141H214ZM241 139V138H240ZM240 139L239 138H236V141H240ZM250 140V142H254V140L255 139H251V138H249V139H247V141H249ZM246 141V142H247ZM85 142V143H84ZM86 142L88 143V145L86 144ZM91 142H92V140L90 141H83V142H81L82 144H79V145H77L75 148L77 149V148H79L78 146H83V147H89L90 145H91ZM147 141H146V139H144V140H142L141 142H140V144H139V148H142L145 144H146V149H145V153H143V154H141V156L140 157H134V156H136V154H133V153H130L129 152V154L128 155H126V153L124 154V153H122L120 156H117L116 154L115 155H113V157H112V159H111V161H110V163H104V165H103V167L105 168V173L103 174V175H98V178H99V180H98V182L96 181V178H94L95 177V174L97 173V172H95V174H93L94 176L93 177H88V180L87 179H80V181H78L75 185H73V187L71 188V192L69 193V195L68 196H64L63 198H61V199H59L58 201H57V203L54 205V206H58L59 204L61 205H59V207L58 208H56V207H54V209H55V213L53 212L54 211V209L52 208L51 210H50V212H48V215H43V214H41L39 217H41L42 218V220L40 221V222H38V224H36V226L33 228V229H30L28 232H30V233H25L26 234V236L24 237H22L18 242H16L15 244H14V241L11 243L7 238L2 242V244L0 245V264H29V262H30V260L32 259V257H33V255L35 254V249H37V248H39V249H43V247L45 246V244H46V241L47 240H49L50 238H52V237H60L61 239L63 238V239H65V238H69V239H72V238H70L71 237V231L73 230V228H75L77 225H76V223H75V221L76 222H78L77 224H81V221H82V219H83V221L82 222H84L85 221V219H86V221L88 222H86L85 221V223H84V225L85 226H82L83 227V229H82V227H81V232H83V231H85V229H87V231L90 229L88 226H90L91 225V228H93V227H97V226H94L90 221H91V219H92V217L93 216H98L99 217V215H100V217L102 216V217H104V215H105V218H110V217H113V216H119L120 215V217L121 218H123L122 216H124V218H125V215H123L124 213H126V211H125V209H124V206L125 205H127V202H130L129 200H133L135 197H139L140 198V200L142 201V203H141V201L139 200L138 202H137V204L139 205V204H141V205H143L144 206V209H146L148 206H149V204L148 203H146L147 202V200L146 201H144L142 198H141V196L139 195V192H138V190L140 191V192H142V189H140V188H132V189H129V192L128 193H126V194H123V189H121L120 187H126V188H130L131 187V185H130V181H131V178H132V175L133 174H138V175H140L139 173H138V170L139 169H141L142 167H144V164H146L147 162H152L154 159H158L154 154H152L153 152V150H154V147H152L153 148V150H152V148H151V146H148L147 145V143H146ZM215 144V145H213V143ZM90 143V144H89ZM93 143V142H92ZM223 144V143H222ZM227 145H229V144H227ZM227 145H225V146H227ZM145 147V146H144ZM210 148H211V150H210ZM113 148H111V150H112ZM64 150V149H63ZM74 150V149H73ZM72 149H71V151L70 150H65V151H67L66 152V154L67 155H69V157H70V159L71 160H73V162H75V164L74 165H77L78 163H77V159L75 160L74 159V157H73V155L70 153V152H72L73 151ZM79 149H77V151L75 150V151H73V153H78V152H80L81 153V150H79ZM110 150V152L111 153H113V151H111ZM65 151H63V152H65ZM218 151V152H217ZM244 151H246V150H243V152ZM242 152V156H245V157H249V160H245V161H241V160H238L239 162H241L240 163V166H244V164L246 165V161L248 162L247 164H249V163H251L252 162V160L253 159H251L252 158V155L253 154H250L249 152H247L246 154H244ZM75 153V154H76ZM210 153V154H211ZM65 153L61 156V159L63 158V156L66 158V159H68V156L66 155ZM132 154V155H131ZM217 154V155H216ZM249 154V155H248ZM78 155V154H77ZM150 156V158H146V157H149ZM73 158H72V157ZM79 156V155H78ZM116 156V157H115ZM205 157H206V154H205ZM253 157H254V155H253ZM258 157H260V156H258ZM65 158H63L61 161H63ZM142 158V159H141ZM165 158V157H164ZM70 159H68L67 161H69V162H67V163H70V164H72V161L70 160ZM113 159L115 160V162L112 164L111 162L113 161ZM135 159L137 160V162H139V163H144V164H137V162L135 161ZM145 160V162H143L144 160ZM148 159H149V161H148ZM214 159H213V161H214ZM117 160V161H116ZM123 160H126V161H124L123 162ZM132 160L134 161V162H132ZM163 160V159H162ZM164 160H166L167 161V159H164ZM164 160H163V167L162 168H166L165 170H167V171H163V169L161 168V170L163 171H161L162 172V175H163V177H165L166 176V178H168L169 177V179H172L173 181H175L176 183H179L180 185H181V187L183 186V185H193V184H190L189 182H180V180L178 179V178H180V176L179 175H177L176 174V176H174L175 175V173H173V167H172V164H171V162L169 161V159H168V161L165 163L164 162ZM53 161H54V163H53ZM53 161H50V163L51 164H53V165H51L49 162V164H47V165H50V166H47L46 167V170H48L49 171V169H51L49 172L50 173H48V171H46V170H43L40 166H37V168L34 170V172L32 173V176H33V181L31 182V183H29L28 185H26L25 187L27 188V189H25V187H24V185H20V186H22V187H24V188H20V187H18L16 190H18V189H21V191H19V193H18V191H17V193H16V191H14L13 193H11L12 195H13V197L16 195L17 197L15 198L14 197V199L13 200H11L10 198H12L11 196V194H10V196H7L6 197V199L8 200H11L12 202H10L9 203V206L12 208L13 207V210L15 211V213H16V215H19L20 214V212H25V213H27V214H29V213H31L32 212V208H31V206L32 205H35V203L37 202V197L38 196H41V194L42 195H44V196H46L47 195V193L49 194V192H52V195H54L55 194V192L54 191H56V188H57V186H56V184L59 182H57V180H60V178H61V173H62V168L64 169V168H66L65 166H63V165H61L62 163H65V161L64 162H62V163H60V162H58V161H56V160H53ZM71 161V162H70ZM120 161V162H119ZM206 161V158H205V160H204V162ZM213 161L211 162V163H213ZM58 162V163H57ZM129 162H130V164H129ZM131 162H132V164H133V166L131 165ZM156 162H158V161H156ZM170 162V163H169ZM203 162V163H204ZM57 163V165H55ZM117 163V164H116ZM122 165H121V164ZM136 163V164H135ZM165 163V164H164ZM234 163H235V161H234ZM60 166H59V165ZM99 163H97V165H98ZM109 164V165H108ZM119 164V165H118ZM168 164H170V166L168 165ZM99 165H101V163L99 164ZM98 165V166H99ZM111 165V166H110ZM114 165V166H113ZM127 167H126V166ZM166 165V166H165ZM53 167V169H52V167ZM62 166V167H61ZM130 166H132V167H130ZM137 166H139V168L137 167ZM39 167L41 168L40 170H38L39 169ZM55 167H56V169L58 168V167H61V169L59 168L58 169V171L55 169ZM122 167V168H121ZM126 169H125V168ZM200 167H201V165H200ZM199 167V174H200V168ZM48 168V169H47ZM124 168V169H123ZM136 168H138L137 170H135ZM171 169V170H168V169ZM211 168V167H210ZM41 170H43V172L41 171ZM59 170H61V173L59 172ZM116 170V171H115ZM118 170V171H117ZM122 170V172H120V171ZM124 170H125V173H124ZM130 170H132V172L130 171ZM36 171L38 172V173H36ZM66 171H67V169H66ZM65 170H64V172H66ZM134 171H135V173H134ZM44 172H46V173H44ZM60 174H59V173ZM116 173V175H117V177H118V179L116 178V175H115V173ZM118 172V173H117ZM126 172H130V173H126ZM170 174H169V173ZM44 173V174H43ZM52 173V174H51ZM56 173V174H55ZM86 172H84V175H86V176H89L90 174H88V173H86ZM132 173V174H131ZM220 173V171H218V170H216L215 171V179H216V181H218V183L220 182V181H222V180H227V177H225V176H222L221 175V173ZM41 174H42V176H41ZM48 174V175H47ZM57 174L59 175V176H57ZM83 174V173H82ZM123 176H121V175ZM129 174V175H128ZM169 174V175H168ZM199 174H197L198 176H196L195 177V179H196V181H198V179L197 178H199ZM45 177H44V176ZM56 177H55V176ZM115 175V176H114ZM171 175H172V177H171ZM36 176V177H35ZM49 176V177H48ZM53 176V177H52ZM120 176V177H119ZM129 176V177H128ZM131 176V177H130ZM219 176H221V177H219ZM42 177V178H41ZM52 177V178H51ZM55 177V178H54ZM104 177V178H103ZM111 177V178H110ZM34 178H36L35 180L37 181V183L39 182V180H40V184L38 183H36L35 181H34ZM39 180H38V179ZM46 178V179H45ZM48 178H50V180L48 179ZM57 178H59V179H57ZM121 178V179H120ZM123 178H124V180H123ZM176 178V179H175ZM218 178H219V180H218ZM43 179H45L44 181H41V180H43ZM50 181H48V180ZM51 179H54L53 181H55V182H53ZM93 181H92V180ZM94 179H95V181H94ZM102 179H104L103 181H102ZM106 179H108V180H106ZM208 179H209V177H208ZM47 180V181H46ZM85 180H87V181H85ZM115 182H117L116 184L117 185H114V181ZM179 182H178V181ZM210 180V179H209ZM82 181V182H81ZM90 181V182H89ZM92 181V182H91ZM100 181H102V182H100ZM45 184H44V183ZM87 182V183H86ZM105 182H107L108 184H107V186H105V188H104V185H106L105 184ZM114 182V183H113ZM207 182V181H206ZM43 183V185H46V186H48V187H50V189H51V191L49 190V188L47 187L46 188V186H43V185H41ZM47 183V184H46ZM50 183V184H49ZM54 183H56V184H54ZM84 183V184H83ZM109 183H112V185L111 184H109ZM124 183H126V184H124ZM34 184H36V186L34 185ZM53 185V187H54V189H53V187H52V185ZM179 184H177V186L179 185ZM32 185V186H31ZM85 187H84V186ZM113 185H114V188H112L113 187ZM121 185V186H120ZM39 186H43V189H41L40 190V187ZM109 186H110V188L111 189H108L109 188ZM115 186L117 187V189H115ZM31 187V188H30ZM39 187V188H38ZM47 189V191H46V189ZM56 187V188H55ZM81 187V188H80ZM181 187H177V189H181ZM38 188V189H37ZM42 188V187H41ZM79 188V189H78ZM85 188H86V190H85ZM97 188V189H96ZM105 189V191H103L104 189ZM35 189V190H34ZM76 189L78 190V191H76ZM84 189V190H83ZM96 189V190H95ZM113 189H115V191L116 192H114V190ZM52 190H54V191H52ZM110 190V191H109ZM112 190V191H111ZM117 190H119V191H117ZM121 190V191H120ZM35 191V192H34ZM38 191V193L37 194H35L36 192ZM83 191V192H82ZM102 191V192H101ZM107 191H109V192H111L112 194H110L109 192H107ZM148 192V194L150 195V198H149V200L150 201H154V200H156V199H159V198H165L163 195H160V194H157V193H152L151 191H153V189H149L148 188V190H147ZM6 192V191H5ZM24 192H25V194H27L28 196H29V199H28V202L26 203L25 202V204H26V206H25V204L22 202V197L19 195V194H24ZM43 192V193H42ZM45 192V193H44ZM57 192V191H56ZM74 192V193H73ZM101 192V193H100ZM117 192H121V193H117ZM16 193V194H15ZM86 193H87V196H85L86 195ZM95 193V194H94ZM97 193H98V196H97ZM18 194V195H17ZM34 194V195H33ZM39 194V195H38ZM75 194H78V195H75ZM107 196H106V195ZM124 195V197H123V195ZM129 194V195H128ZM51 195V193L49 194V195H47V196H50ZM66 195H67V193H66ZM72 195H74V197L72 196ZM82 195H84V196H82ZM101 195H103V196H101ZM153 195V196H152ZM30 196H31V198H30ZM71 196V197H70ZM79 196V197H78ZM95 196H97V197H99V198H97V197H95ZM105 196V197H104ZM111 196V197H110ZM119 196V197H118ZM121 196V197H120ZM126 196V197H125ZM128 196V197H127ZM130 196L131 197H134V198H130ZM65 197H68V199L67 198H65ZM70 197V198H69ZM116 197H117V199H116ZM19 200H18V199ZM73 198V199H72ZM76 200H75V199ZM89 198V199H88ZM93 198H97L96 200H98V201H96L95 202V205H96V203H97V209H96V206L94 207L93 205H92V208L90 207V205H91V203H92V200L91 199H93ZM103 198V199H102ZM114 198V199H113ZM121 198V199H120ZM124 198H126V200L124 199ZM127 198H129V199H127ZM155 198V199H154ZM16 199V200H15ZM65 199H67V200H65ZM84 199H85V201H84ZM94 199V200H95ZM101 199H102V201H101ZM107 199V201L105 202V200ZM108 199H110V200H108ZM113 199V200H112ZM120 199V200H119ZM7 200H6V204H7ZM80 200V201H79ZM113 201V203H112V201ZM118 200L119 202H116V201ZM122 200H124V201H122ZM15 201V202H14ZM64 201V202H63ZM79 201V202H78ZM83 201V202H82ZM99 201H101V202H103V203H101L100 202V204H99ZM111 201V202H110ZM9 202V201H8ZM61 202V203H60ZM124 202V205L122 204V203ZM16 205H15V204ZM21 203H22V205H21ZM90 203V204H89ZM109 203H110V205H111V207L109 206ZM118 203V204H117ZM119 203L121 204V206H123V208L119 205ZM17 204H19V207H18V205ZM78 204H81V206H79ZM92 204H94V202L92 203ZM103 204V205H102ZM116 204V206H113V205H115ZM98 205H100V206H98ZM102 205V206H101ZM108 205V206H107ZM7 206H8V204H7ZM15 206V207H14ZM105 206V207H104ZM107 206V207H106ZM113 206V207H112ZM132 206V205H131ZM20 207H22V208H20ZM63 207V208H62ZM93 207H94V209L95 210H98V211H95V212H98V214L97 213H95L93 210ZM99 207V208H98ZM108 207H110V210L108 209ZM116 207V208H115ZM118 207V208H117ZM121 207V208H120ZM6 208H8V210H7V219H10V220H15L14 219V216L12 215V214H8V213H11V209H9V207H6ZM90 208V212L88 213L87 212V210ZM115 208V209H114ZM31 209V210H30ZM103 209V210H102ZM115 211V215H114V213H112L113 211ZM117 209H118V211H117ZM24 210V211H23ZM100 210V211H99ZM111 211V212H106V211ZM122 210V211H121ZM18 211H20V212H18ZM28 211H29V213H28ZM79 211V212H78ZM104 211V212H103ZM102 212V213H101ZM13 213V212H12ZM85 213H86V218L84 217L85 216ZM96 215H95V214ZM100 213V214H99ZM119 213V214H118ZM81 214H82V216H81ZM84 214V215H83ZM88 214H90L89 216H88ZM102 214V215H101ZM117 214V215H116ZM122 214V215H121ZM51 215V216H50ZM46 216V217H45ZM82 219H81V218ZM15 218H16V216H15ZM88 218V219H87ZM126 218H128L127 216H126ZM4 219V218H3ZM78 219H79V221H78ZM4 221H6L7 222V220L5 219V220H3L2 221V223L4 222ZM0 222H1V220H0ZM75 223V224H74ZM74 224V225H73ZM88 224H90V225H88ZM72 225H73V227H72ZM76 225V226H75ZM88 225V226H87ZM69 226H71V227H69ZM75 226V227H74ZM93 226V227H92ZM69 227V228H68ZM86 227V228H85ZM40 228V229H39ZM72 228V229H71ZM37 229V230H36ZM70 230V231H68V230ZM35 230V231H34ZM59 230H61V231H59ZM66 231H67V233L68 234H66ZM8 233V231H4V230H2L1 229V227H0V233H2V234H5V233ZM35 232V233H34ZM70 232V233H69ZM63 234H66V237H65V235H63ZM61 235H63V237L61 236ZM70 235V236H69ZM30 236V237H29ZM65 237V238H64ZM59 238V239H60ZM67 238V239H68ZM11 244V245H10ZM32 244H33V246H32ZM6 247H5V246ZM9 245L11 246V247H9ZM2 247V248H1ZM4 247V248H3ZM9 248V249H8ZM1 249H5V252L3 253V255H1L2 253H1ZM2 260V261H1Z\"/></svg>", "mask_w": 264, "mask_h": 264}]
</instances>
